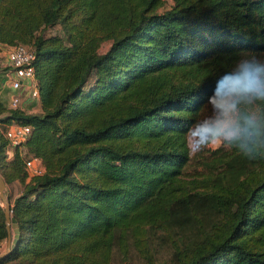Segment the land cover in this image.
Returning a JSON list of instances; mask_svg holds the SVG:
<instances>
[{
    "label": "trees",
    "instance_id": "16d2710c",
    "mask_svg": "<svg viewBox=\"0 0 264 264\" xmlns=\"http://www.w3.org/2000/svg\"><path fill=\"white\" fill-rule=\"evenodd\" d=\"M164 2L0 0V46L32 48L39 106L0 102V175L26 176L5 154L11 120L29 126L25 153L44 167L12 199L19 237L0 264H108L114 229L156 264L145 227L190 197L218 216L173 243L175 264H264V159L227 184L239 154L218 146L193 165L187 142L214 79L241 51L264 58V0Z\"/></svg>",
    "mask_w": 264,
    "mask_h": 264
},
{
    "label": "clouds",
    "instance_id": "9594fccd",
    "mask_svg": "<svg viewBox=\"0 0 264 264\" xmlns=\"http://www.w3.org/2000/svg\"><path fill=\"white\" fill-rule=\"evenodd\" d=\"M197 111L204 115L194 119L187 132L194 144L264 159V58L250 50L238 53L214 79Z\"/></svg>",
    "mask_w": 264,
    "mask_h": 264
},
{
    "label": "rangeland",
    "instance_id": "374dc122",
    "mask_svg": "<svg viewBox=\"0 0 264 264\" xmlns=\"http://www.w3.org/2000/svg\"><path fill=\"white\" fill-rule=\"evenodd\" d=\"M171 0H165L163 8L168 7ZM59 33L57 25H49L44 27L43 34L49 35ZM108 47V42L104 41L99 46L98 50L103 51ZM4 50V51H3ZM6 48L2 49L0 55L3 56ZM3 51V52H2ZM90 82V79H89ZM4 86V85H2ZM2 92L5 88L2 87ZM5 97H0V102L5 105ZM33 102V101H31ZM202 111L199 112L198 118L203 116ZM187 142L190 155L192 156V164L208 153L211 148L201 149L200 146L194 144L187 135ZM252 165L251 161L241 155H237L232 159L230 169L226 170L223 179L227 184H233L240 178L244 172ZM23 167V166H22ZM192 169V165H190ZM24 170V169H23ZM29 180L28 177L13 178L5 182L4 192L11 204L12 199L18 195L24 188L25 183ZM191 204L188 206V204ZM3 203L0 200V213H2ZM218 216L217 211L210 206L208 202L195 201V198L190 197L189 200H180L171 208L170 217L160 225H148L145 227L144 236L146 244L150 250L151 258L156 264H175V253L173 243L183 244L186 240L193 237L196 233L198 224L208 225L212 219ZM12 235V230L9 231V236ZM119 230H113V239L109 248V256L106 259L108 264H144V259L139 255L134 246L129 229L124 231L125 244H119ZM5 238L0 239V252L5 250ZM105 261V260H104ZM106 262V261H105ZM37 264V262H35Z\"/></svg>",
    "mask_w": 264,
    "mask_h": 264
},
{
    "label": "built area",
    "instance_id": "2783aa9c",
    "mask_svg": "<svg viewBox=\"0 0 264 264\" xmlns=\"http://www.w3.org/2000/svg\"><path fill=\"white\" fill-rule=\"evenodd\" d=\"M4 68L5 78L8 82V104L10 108H21V95L25 93L31 101H37V87L34 79L32 65V48L23 43L5 47ZM4 136L9 144L5 149L7 158L11 157L14 150L23 158V169L26 177L40 174L44 167L41 159L33 154H26L24 141L29 133V126L17 121H9L4 128Z\"/></svg>",
    "mask_w": 264,
    "mask_h": 264
},
{
    "label": "water",
    "instance_id": "95a60500",
    "mask_svg": "<svg viewBox=\"0 0 264 264\" xmlns=\"http://www.w3.org/2000/svg\"><path fill=\"white\" fill-rule=\"evenodd\" d=\"M5 182L0 175V200L3 203L2 214L4 218V225L7 232V242L5 246V250L0 252V257L6 255L9 250H11L19 237V227L16 219L10 214V202L8 197L4 192ZM12 230V235L9 236V231Z\"/></svg>",
    "mask_w": 264,
    "mask_h": 264
},
{
    "label": "crops",
    "instance_id": "0c3cea01",
    "mask_svg": "<svg viewBox=\"0 0 264 264\" xmlns=\"http://www.w3.org/2000/svg\"><path fill=\"white\" fill-rule=\"evenodd\" d=\"M6 47V45H1L0 46V52L2 49H4ZM4 51V50H3ZM2 51V52H3ZM4 63H5V59H4V54L3 56L0 55V97H5V105L7 106L8 104V80L7 78H5V68H4ZM4 85V86H2ZM2 87H4L5 92H2L1 89H3ZM4 104V103H3ZM38 101H34L31 102L30 98L23 93L21 95V108H23L26 111H37L38 110ZM5 242H7V235L5 237Z\"/></svg>",
    "mask_w": 264,
    "mask_h": 264
}]
</instances>
